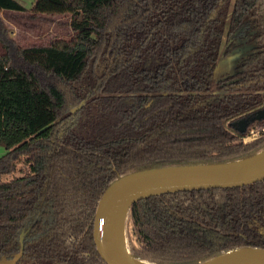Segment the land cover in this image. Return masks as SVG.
<instances>
[{
  "label": "trees",
  "instance_id": "trees-1",
  "mask_svg": "<svg viewBox=\"0 0 264 264\" xmlns=\"http://www.w3.org/2000/svg\"><path fill=\"white\" fill-rule=\"evenodd\" d=\"M0 11L26 12L17 0ZM33 16L71 14V39L20 47L0 20V258L104 264L93 239L99 200L120 178L226 164L264 150V0H34ZM251 54L233 76L222 56ZM21 174L20 176H16ZM130 254L148 264H204L264 248V182L167 194L134 204Z\"/></svg>",
  "mask_w": 264,
  "mask_h": 264
},
{
  "label": "water",
  "instance_id": "water-1",
  "mask_svg": "<svg viewBox=\"0 0 264 264\" xmlns=\"http://www.w3.org/2000/svg\"><path fill=\"white\" fill-rule=\"evenodd\" d=\"M251 46H245L233 51L227 57L219 60L215 74L233 76L236 67L244 58L251 54ZM227 73L225 75H222ZM264 117L260 111L258 118ZM239 131L245 133L243 122H239ZM257 158L246 166L234 169L225 167L249 159ZM264 182V150L252 157L226 164H198L153 168L126 175L110 185L101 196L93 219L92 239L95 251L104 264H148L137 261L128 250L131 261L120 258L114 251L110 226L113 218L139 201L167 194L186 193L194 191H236L250 188ZM126 230V220H125ZM127 234V233H126ZM26 232H21L20 252L12 256L0 258V264H18L24 255V239ZM127 237V236H126ZM264 264V248L242 247L230 250L204 264Z\"/></svg>",
  "mask_w": 264,
  "mask_h": 264
},
{
  "label": "rangeland",
  "instance_id": "rangeland-1",
  "mask_svg": "<svg viewBox=\"0 0 264 264\" xmlns=\"http://www.w3.org/2000/svg\"><path fill=\"white\" fill-rule=\"evenodd\" d=\"M17 1L26 7L28 11L23 13L0 11L1 23L6 29L8 37L17 46L28 47L32 45H48L55 39L69 40L74 35L71 28V14L33 16L31 9L34 0ZM4 52L5 50L0 43V54H4ZM225 74L227 73L222 75ZM242 122L245 126V142L249 143L263 136L264 129L260 127L257 121L245 120ZM5 153V148L0 146V157ZM20 175L21 174H17L16 176ZM127 249L129 250L128 241Z\"/></svg>",
  "mask_w": 264,
  "mask_h": 264
},
{
  "label": "bare ground",
  "instance_id": "bare-ground-1",
  "mask_svg": "<svg viewBox=\"0 0 264 264\" xmlns=\"http://www.w3.org/2000/svg\"><path fill=\"white\" fill-rule=\"evenodd\" d=\"M257 158L249 159L244 162H239L237 164H232L225 167H219L223 169H234L241 166H246L247 164L252 163ZM127 215V209H123L113 218V221L110 226V238L113 249L115 253L122 259L131 261V256L127 249V237L125 230V220ZM212 264V263H211Z\"/></svg>",
  "mask_w": 264,
  "mask_h": 264
},
{
  "label": "flooded vegetation",
  "instance_id": "flooded-vegetation-1",
  "mask_svg": "<svg viewBox=\"0 0 264 264\" xmlns=\"http://www.w3.org/2000/svg\"><path fill=\"white\" fill-rule=\"evenodd\" d=\"M247 46V45H246ZM245 46H239V47H237L235 50H233V51H236V50H238V49H240V48H244ZM227 57V56H226ZM225 77V76H224ZM264 110V108L262 109V111ZM246 119H242V120H238V121H235V122H232V123H230V124H228V125H232L233 127H235V128H237L238 129V131H239V122H241V121H245ZM247 121H249V120H247ZM240 132V131H239ZM25 250V249H24Z\"/></svg>",
  "mask_w": 264,
  "mask_h": 264
}]
</instances>
